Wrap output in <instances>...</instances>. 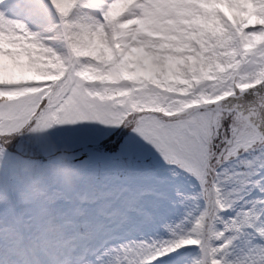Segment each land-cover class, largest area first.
I'll return each mask as SVG.
<instances>
[{"label": "snow or ice", "instance_id": "6c2138e0", "mask_svg": "<svg viewBox=\"0 0 264 264\" xmlns=\"http://www.w3.org/2000/svg\"><path fill=\"white\" fill-rule=\"evenodd\" d=\"M0 264H264V0H0Z\"/></svg>", "mask_w": 264, "mask_h": 264}]
</instances>
